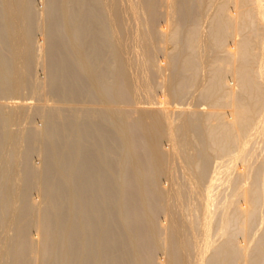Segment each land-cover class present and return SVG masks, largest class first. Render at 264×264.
<instances>
[{
  "label": "bare ground",
  "instance_id": "bare-ground-1",
  "mask_svg": "<svg viewBox=\"0 0 264 264\" xmlns=\"http://www.w3.org/2000/svg\"><path fill=\"white\" fill-rule=\"evenodd\" d=\"M40 2L0 0V264H264V0Z\"/></svg>",
  "mask_w": 264,
  "mask_h": 264
},
{
  "label": "rangeland",
  "instance_id": "rangeland-1",
  "mask_svg": "<svg viewBox=\"0 0 264 264\" xmlns=\"http://www.w3.org/2000/svg\"><path fill=\"white\" fill-rule=\"evenodd\" d=\"M41 0H35V3L38 5V6H41ZM218 1H223V0H218ZM227 2V4H229V7L232 9V5H233V0H225ZM34 36L35 38H39L41 36V33H40V29H36L35 32H34ZM240 35H237V36H234L233 34L229 35L228 36V40L227 42L228 43H232L233 39L234 38H239ZM36 49H37V45H35ZM160 57H163L162 54L160 55ZM41 59H38L34 62V66H35V70H36V73L39 75V76H43V73H42V69H41ZM227 79L229 80V83H231L233 81V76L231 74L230 71L227 72ZM159 92V91H158ZM30 95L28 94V99L30 100H33V101H36V99L34 98H29ZM201 107V106H200ZM229 109V105H228V102L225 101L221 104L220 106V110L221 111H228ZM25 122H29V123H37V124H40L41 121H40V118L39 116L33 111L31 112V115H29L28 119L25 120ZM167 143L166 140H164V144ZM166 145V144H165ZM234 153V152H233ZM232 152L230 154H233ZM31 160L34 161V163H37L39 161V157H38V154H37V151L34 149L33 152H32V156H31ZM235 190V189H234ZM31 196L32 197H35V198H38V195L36 194V190H33L32 193H31ZM159 216L160 218H163V213H159ZM36 230L34 228L31 229L30 233H32L34 236L36 235ZM160 254V251L159 253Z\"/></svg>",
  "mask_w": 264,
  "mask_h": 264
}]
</instances>
